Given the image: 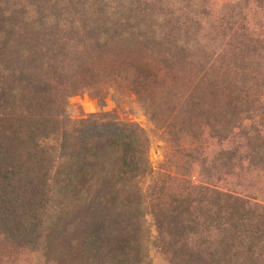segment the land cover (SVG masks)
Masks as SVG:
<instances>
[{"label":"rangeland","instance_id":"374dc122","mask_svg":"<svg viewBox=\"0 0 264 264\" xmlns=\"http://www.w3.org/2000/svg\"><path fill=\"white\" fill-rule=\"evenodd\" d=\"M0 264H264V0H0Z\"/></svg>","mask_w":264,"mask_h":264}]
</instances>
